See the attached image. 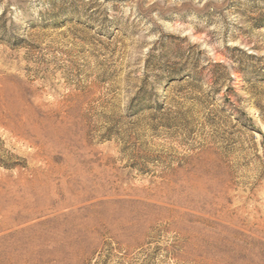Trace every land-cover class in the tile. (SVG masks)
Returning a JSON list of instances; mask_svg holds the SVG:
<instances>
[{
  "label": "rangeland",
  "instance_id": "1",
  "mask_svg": "<svg viewBox=\"0 0 264 264\" xmlns=\"http://www.w3.org/2000/svg\"><path fill=\"white\" fill-rule=\"evenodd\" d=\"M0 264H264V0H0Z\"/></svg>",
  "mask_w": 264,
  "mask_h": 264
}]
</instances>
